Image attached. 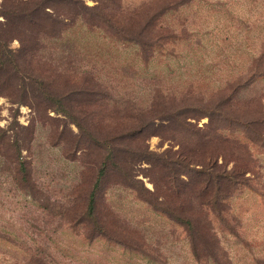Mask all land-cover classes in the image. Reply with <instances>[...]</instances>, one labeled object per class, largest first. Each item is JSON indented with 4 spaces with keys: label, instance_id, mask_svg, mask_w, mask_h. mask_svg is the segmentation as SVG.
Masks as SVG:
<instances>
[{
    "label": "rangeland",
    "instance_id": "374dc122",
    "mask_svg": "<svg viewBox=\"0 0 264 264\" xmlns=\"http://www.w3.org/2000/svg\"><path fill=\"white\" fill-rule=\"evenodd\" d=\"M78 1L60 5V26L0 25L4 68L20 69L0 76V264H264V0ZM142 122L154 133L130 146L159 170L105 177L97 226L96 144H129ZM165 163L193 187L169 204L197 240L162 210ZM222 170L236 186L205 213L199 187Z\"/></svg>",
    "mask_w": 264,
    "mask_h": 264
},
{
    "label": "trees",
    "instance_id": "16d2710c",
    "mask_svg": "<svg viewBox=\"0 0 264 264\" xmlns=\"http://www.w3.org/2000/svg\"><path fill=\"white\" fill-rule=\"evenodd\" d=\"M9 2V0H8ZM64 2H69L70 6H74L75 9H77L78 6V0H30V2H27V7L22 8L19 5L16 6V8H12L10 10L9 7H7V0H4L3 10L0 12V17L3 16L5 21L0 22V25L2 26H19L20 23L27 24V26H30L31 28L33 26H60V5H62ZM50 8L53 10V13H50L47 11V9ZM0 41H3V38L0 37ZM34 47V46H33ZM29 47H25V55H29L31 52H33L35 49ZM1 49V48H0ZM23 55V54H22ZM5 57V55L0 51V76L4 74L6 79L13 80L18 79V74L20 72L19 66L12 65L7 66L4 68V64L2 62V59ZM86 95H89L87 93ZM183 114V112H181ZM173 116H170V119H173ZM158 119V118H157ZM142 126L140 129H129L125 133V137L129 139V144L121 145L119 143V140L117 139H109V140H102V142H97V146H99L102 150L106 152L104 158L101 160L99 164H97V177H96V184L94 187V190L91 192L89 196V211L90 216L95 221V225L98 226L99 219L98 214H100L99 209V189L101 187V182L103 179L107 176H109L113 171H118L119 175L126 176L127 175V168L126 165L130 163L131 165L134 163H140L145 162L151 165V167L155 172L159 170V159L156 155L153 153H150L146 148H141L140 146L132 147L130 146V141L134 140L135 137L139 138L143 137L141 139V142H144L146 137L148 135H153L154 133V125L152 122H142ZM143 130V131H141ZM117 142V143H116ZM103 143V144H102ZM125 157V158H124ZM169 164L165 163L163 165V168H165V174H163L161 177H159L162 185H163V197H166V203L164 201L162 207H164L162 210L165 212V214L172 220L176 221L177 223L183 225L187 231L193 235L197 239L200 237V232L203 231V229L198 228V223L194 222L193 218L191 216H187L186 214V208L180 206V211H178L177 207L170 206V200L173 198L174 202L179 203L182 202L181 205L184 204L186 199L192 198V189L189 184L181 183L180 178L178 179L176 177V174L171 173ZM179 182V185L178 183ZM122 184H125V182L121 181ZM155 191H147L153 199L149 201L151 206L155 209L159 206L157 204L156 198H157V191L158 186L155 182ZM236 184L234 181V176L227 173V171L222 170L218 176H217V183H214L213 181L210 182H204L201 187H199L200 191L197 194V198L201 199L202 203L200 204L199 208L204 209L203 212H208L210 209L211 211L216 210L217 204H220L218 202L226 201L231 196L232 190L235 188ZM198 187V186H197ZM217 188V189H216ZM217 201H215V199ZM206 207V208H205ZM157 210V209H156ZM112 219L115 220L116 215L111 211L109 212ZM87 222H90L88 220ZM115 222L116 221H112ZM117 224V223H116ZM119 229V228H118ZM207 231H210V228H206ZM204 232V231H203ZM196 233V234H195ZM99 235L104 236L108 238V240L116 241V243H122L119 238L110 235V234H104V232L100 233ZM125 245V243H124ZM127 246V245H126ZM129 247V246H127Z\"/></svg>",
    "mask_w": 264,
    "mask_h": 264
}]
</instances>
